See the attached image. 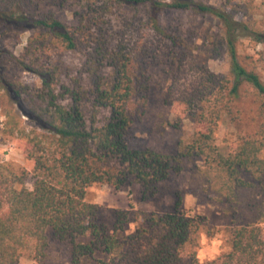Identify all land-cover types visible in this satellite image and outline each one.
I'll return each instance as SVG.
<instances>
[{
	"label": "trees",
	"instance_id": "obj_1",
	"mask_svg": "<svg viewBox=\"0 0 264 264\" xmlns=\"http://www.w3.org/2000/svg\"><path fill=\"white\" fill-rule=\"evenodd\" d=\"M78 3L80 9L72 16L75 23L69 25L51 12L31 10L57 6V0H0V26L29 31L35 34L28 39L29 46L34 42L51 46L76 54L82 62L79 74L68 76L64 84L55 80V72L37 69L0 49L3 130L24 140L23 154L30 163L28 171L20 172L0 164V212L4 207L8 210L0 216V264H19L23 258L42 260L47 232L52 239L71 245L70 264H264V237L256 226L226 228L230 250L200 262L195 249L206 227L199 218L177 212H138L140 223L126 234L127 210H115L108 228L97 221L98 205L85 198L92 185L119 191L129 181L140 187L144 199L151 198L157 185L193 159H203L206 191L210 196L215 193L219 201L235 202L239 191L251 187L244 175L264 176V82L256 67L243 64L238 54L242 39L264 46V31L237 20L226 4L216 7L199 0ZM125 9L143 10L145 24L168 56L176 54L170 52L180 49L184 41L162 25L163 11L209 15L222 25L229 76L218 80L206 76L215 87L214 98L189 111L201 129L188 143L180 142L174 154L131 150L125 142L147 106L150 60L162 55L145 44L129 45L124 27L129 28L132 19L121 17ZM13 63L36 75L39 83L11 78ZM243 97L254 106L256 130L221 152L214 145L217 123L223 117L238 122L235 105ZM17 111L35 127H24ZM101 112L104 117H99ZM29 175L34 180L31 188L26 186Z\"/></svg>",
	"mask_w": 264,
	"mask_h": 264
},
{
	"label": "rangeland",
	"instance_id": "obj_2",
	"mask_svg": "<svg viewBox=\"0 0 264 264\" xmlns=\"http://www.w3.org/2000/svg\"><path fill=\"white\" fill-rule=\"evenodd\" d=\"M199 1L216 7L226 4L237 20L264 31V0ZM57 3V6H47L43 9L33 7L31 10L51 12L56 19L69 25L74 24L73 13L80 9L78 0H57ZM121 17L132 19V25L129 28L124 27L125 39L131 47L145 44L162 54L150 60L147 106L142 119L129 129L125 142L131 150L152 149L174 154L180 142L188 143L194 133L201 129L190 118L189 111H196V105L200 106L202 102L210 103L214 98L215 87L213 83L207 82L206 76L213 75L216 80L229 76L230 61L222 42V25L209 15L163 11L160 14L162 25L176 31L184 41L180 49H172L170 52L176 54L168 56L162 42H159L157 36L145 24L147 15L142 9L138 12L135 9H125L121 11ZM34 36L35 34L24 29L0 26V49L9 51L16 58L24 59L37 69L55 72V80L60 83L65 84L68 76L79 74L82 62L76 54L51 46L41 47L37 42L29 46L28 39ZM238 54L243 64L256 67L264 82V46L249 39H242L238 45ZM9 69L11 78L16 81L39 83L36 75L23 70L15 63ZM108 73V70H104V75ZM235 108L239 110L238 122H231L223 117L214 132V145L221 152H226L237 138L252 134L256 130L253 119L254 106L250 99L241 98ZM104 115L105 112H101L99 117ZM19 116L24 127H35L20 113ZM4 120L0 113V164L9 165L19 172L28 171L30 163L23 154L24 140L6 133L2 124ZM203 169V159L185 162L182 171L169 175L157 185L156 194L148 199L142 197L140 187L131 181L119 191L107 185H92L86 189L85 198L98 205L97 221L108 228L112 227L115 210H127L128 222L124 225L126 234L133 232L140 223L138 212H177L199 218L206 227L195 249L200 262L215 260L230 250L226 228L253 225L260 229L264 237V176L254 179L248 174L244 175L251 187L239 191L235 202L219 201L214 199L215 193L210 196L206 191ZM33 182L32 176L29 175L26 186L31 188ZM7 212L4 207L0 216L6 215ZM207 230L212 234H207ZM47 236L45 257L40 261L23 258L19 264H70L71 245L52 239L50 232H47Z\"/></svg>",
	"mask_w": 264,
	"mask_h": 264
}]
</instances>
